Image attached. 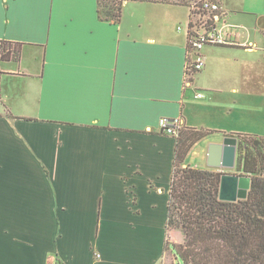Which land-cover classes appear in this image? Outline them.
<instances>
[{
    "label": "crops",
    "instance_id": "crops-1",
    "mask_svg": "<svg viewBox=\"0 0 264 264\" xmlns=\"http://www.w3.org/2000/svg\"><path fill=\"white\" fill-rule=\"evenodd\" d=\"M100 1L0 0L20 45L0 59V264H175L160 118L211 132L183 164L199 169L227 172L211 143L264 137V0L223 1L233 44L205 46L191 85L187 6L123 0L116 21Z\"/></svg>",
    "mask_w": 264,
    "mask_h": 264
},
{
    "label": "trees",
    "instance_id": "trees-1",
    "mask_svg": "<svg viewBox=\"0 0 264 264\" xmlns=\"http://www.w3.org/2000/svg\"><path fill=\"white\" fill-rule=\"evenodd\" d=\"M157 1L187 6V0ZM100 6L120 20L123 0H101ZM7 48L4 58L19 56V44L2 42L0 49ZM209 133L185 127L175 137L167 231L180 227L185 239L168 245L184 264H264V137L230 134L238 139L236 173L252 181L246 198L226 201L219 197L224 172L183 165L192 145Z\"/></svg>",
    "mask_w": 264,
    "mask_h": 264
},
{
    "label": "built area",
    "instance_id": "built-area-1",
    "mask_svg": "<svg viewBox=\"0 0 264 264\" xmlns=\"http://www.w3.org/2000/svg\"><path fill=\"white\" fill-rule=\"evenodd\" d=\"M224 0H187L188 22L186 25L188 40V61L186 66L185 83L191 85L195 74L205 67V56L202 50L209 45H230L233 41L229 38L227 27H231L225 20L226 13L223 10ZM182 29V26H179ZM0 40V47L2 46ZM244 46H252L243 43ZM0 49V59L9 52ZM197 97H203L202 91L196 92ZM162 132L178 137L186 125L181 117H162L159 120Z\"/></svg>",
    "mask_w": 264,
    "mask_h": 264
},
{
    "label": "water",
    "instance_id": "water-1",
    "mask_svg": "<svg viewBox=\"0 0 264 264\" xmlns=\"http://www.w3.org/2000/svg\"><path fill=\"white\" fill-rule=\"evenodd\" d=\"M238 139L227 136L220 143H211L208 152V163L211 167L233 169L236 167ZM249 174L224 172L221 177L219 197L226 201L246 198L251 187Z\"/></svg>",
    "mask_w": 264,
    "mask_h": 264
},
{
    "label": "rangeland",
    "instance_id": "rangeland-1",
    "mask_svg": "<svg viewBox=\"0 0 264 264\" xmlns=\"http://www.w3.org/2000/svg\"><path fill=\"white\" fill-rule=\"evenodd\" d=\"M169 1H176V0H169ZM183 12H185L187 14V9H181ZM219 46H222V45H219ZM242 63H238L236 64L235 68H239V70H247L245 68H249V66L246 64V65H241ZM207 68V67H206ZM204 69V70H203ZM203 72H207L209 70V68H207L205 70V68H203ZM216 69H219V66L216 65ZM201 70V71H202ZM200 72V71H199ZM198 73V72H197ZM196 73V74H197ZM195 74V75H196ZM207 73H204V76L206 75ZM255 78V77H254ZM257 83V81L255 82ZM261 84V83H260ZM257 84H255L253 87H255ZM189 161H191V158H189ZM194 165H201V162L199 161V159H196V161L194 162ZM212 168H215V167H212ZM217 169V168H215ZM220 169V168H218ZM224 171H227V172H230V173H235L236 170L235 168L233 169H223ZM168 237H169V242H172V243H180L182 242L184 239H185V234L183 232V230L180 228V227H175L174 225H172L170 228H169V233H168ZM175 264H184L183 261H181L180 259H177Z\"/></svg>",
    "mask_w": 264,
    "mask_h": 264
}]
</instances>
